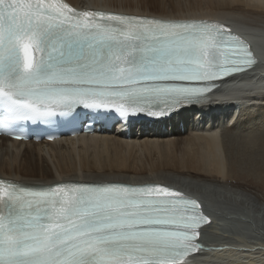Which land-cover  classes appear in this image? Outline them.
<instances>
[{"label":"snow or ice","instance_id":"1","mask_svg":"<svg viewBox=\"0 0 264 264\" xmlns=\"http://www.w3.org/2000/svg\"><path fill=\"white\" fill-rule=\"evenodd\" d=\"M254 64L214 23L0 0V128L74 117L79 107L163 116ZM198 207L160 185L0 181V264H184L201 247Z\"/></svg>","mask_w":264,"mask_h":264},{"label":"bare ground","instance_id":"2","mask_svg":"<svg viewBox=\"0 0 264 264\" xmlns=\"http://www.w3.org/2000/svg\"><path fill=\"white\" fill-rule=\"evenodd\" d=\"M66 1L79 9L225 21L255 46L256 71L224 81L214 103L175 115L170 136L153 128L162 136L139 129L131 140L117 134L41 144L0 138V180L163 184L197 199L209 219L188 263L264 264V195L257 185L264 176V0ZM165 121L152 125L159 129ZM180 121L185 130L177 128Z\"/></svg>","mask_w":264,"mask_h":264},{"label":"rangeland","instance_id":"3","mask_svg":"<svg viewBox=\"0 0 264 264\" xmlns=\"http://www.w3.org/2000/svg\"><path fill=\"white\" fill-rule=\"evenodd\" d=\"M259 178H260V180L257 181V185H258L260 191L262 192V194L264 195V176L263 175H260ZM238 240H239V238H238ZM231 264H233V263H231Z\"/></svg>","mask_w":264,"mask_h":264}]
</instances>
